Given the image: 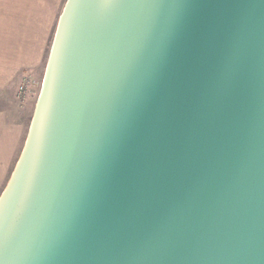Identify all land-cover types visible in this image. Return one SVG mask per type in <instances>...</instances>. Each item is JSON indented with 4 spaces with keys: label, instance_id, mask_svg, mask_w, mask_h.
I'll use <instances>...</instances> for the list:
<instances>
[{
    "label": "water",
    "instance_id": "95a60500",
    "mask_svg": "<svg viewBox=\"0 0 264 264\" xmlns=\"http://www.w3.org/2000/svg\"><path fill=\"white\" fill-rule=\"evenodd\" d=\"M0 264H264V0H66Z\"/></svg>",
    "mask_w": 264,
    "mask_h": 264
},
{
    "label": "crops",
    "instance_id": "0c3cea01",
    "mask_svg": "<svg viewBox=\"0 0 264 264\" xmlns=\"http://www.w3.org/2000/svg\"><path fill=\"white\" fill-rule=\"evenodd\" d=\"M65 2L66 0H0V6L23 9L21 16L17 17L25 14L28 16L30 13L32 22H35L36 16L39 18L41 14L46 15L48 20L56 15L59 20L62 12L59 13V8L63 10ZM6 18L9 23L16 20L15 16ZM0 36V92L6 91L5 96L13 100V103L0 108L1 196L20 156L40 92L42 42L41 37L35 33H4ZM25 37L33 41L28 46L22 41Z\"/></svg>",
    "mask_w": 264,
    "mask_h": 264
},
{
    "label": "rangeland",
    "instance_id": "374dc122",
    "mask_svg": "<svg viewBox=\"0 0 264 264\" xmlns=\"http://www.w3.org/2000/svg\"><path fill=\"white\" fill-rule=\"evenodd\" d=\"M62 11V8L60 10L59 8V13ZM23 12V9H19L13 6H0V35L4 34V33H9L10 35L13 34H24V33H35L38 36L41 37V42H42V69H41V74H40V79H39V85L41 88V83H42V79L44 76V72H45V68H46V63L49 57V53H50V49L52 46V42H53V38L55 35V31H56V27H57V16L53 15V17L49 20L47 18L46 15L41 14V16L38 18V16H36V20L35 22H32V16L29 13L28 16L27 14H25L23 17H17L18 15H20ZM45 12V9H43V13ZM15 22L14 23H9L7 22V18H12L14 17ZM21 16V15H20ZM59 18V17H58ZM1 37V36H0ZM33 35L31 36L32 39ZM26 38L25 43H27V46L32 43L33 41ZM15 40H11V42H13ZM18 41V40H17ZM2 42V40H0V43ZM37 42V40H36ZM6 92V91H5ZM5 92H0V108L1 107H5L7 105H9L11 102L13 103L12 98L10 99L8 96H5L6 93ZM19 92V89H18ZM18 95V94H17ZM31 120L28 124V128L30 126ZM28 128H27V133H28ZM26 133V134H27Z\"/></svg>",
    "mask_w": 264,
    "mask_h": 264
}]
</instances>
